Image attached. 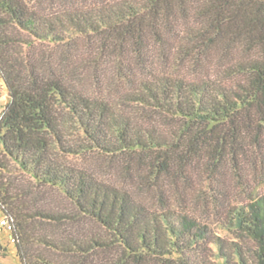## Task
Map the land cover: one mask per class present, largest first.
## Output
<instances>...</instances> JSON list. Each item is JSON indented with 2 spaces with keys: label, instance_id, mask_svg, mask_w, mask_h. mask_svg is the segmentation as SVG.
<instances>
[{
  "label": "trees",
  "instance_id": "1",
  "mask_svg": "<svg viewBox=\"0 0 264 264\" xmlns=\"http://www.w3.org/2000/svg\"><path fill=\"white\" fill-rule=\"evenodd\" d=\"M0 72V209L23 264H264V192L246 179L264 168V0H0ZM91 153L133 187L80 161ZM213 180L231 238L176 203ZM36 221L65 226L39 235L60 255L24 252Z\"/></svg>",
  "mask_w": 264,
  "mask_h": 264
},
{
  "label": "rangeland",
  "instance_id": "2",
  "mask_svg": "<svg viewBox=\"0 0 264 264\" xmlns=\"http://www.w3.org/2000/svg\"><path fill=\"white\" fill-rule=\"evenodd\" d=\"M31 1V0H30ZM36 2V0H32ZM49 7L56 8L58 6H67V7H91L95 5H99L104 0H44ZM109 1V0H105ZM182 25V24H181ZM181 27V26H180ZM176 43V42H175ZM7 87L5 85L4 79L0 72V94L6 93ZM5 107V102L0 101V115ZM80 161H84L85 164L90 165L101 177L112 178L113 180L120 181L126 184L128 187H133L131 185V177L124 172V165L121 161L114 162V159H109L105 156H98L97 154H88L83 157ZM259 165V163H258ZM134 166V165H133ZM246 171L248 175L246 179L250 182L252 186L258 185V189L261 192H264V168L257 166L255 169L252 168V165L248 167ZM203 178H206L205 176ZM226 185H228L229 197L232 201L237 199H243L245 195L240 193V187H238L237 177H233L232 174L228 173L223 178ZM202 188L200 191L201 196H196L191 192V190H185L182 193L184 194L179 200L176 202L177 204L183 203L188 207L190 211H194L195 213L208 218L213 225L215 226V230L221 231V233L227 235L225 232L220 230L219 227V218H215L214 216V208L212 206V201L210 198L214 193V189L217 188L216 181L202 182ZM212 186V188H211ZM139 195L147 201H151L153 197L152 190L149 188L139 189ZM47 199H49L52 204L59 205L63 207L65 205V199L62 194L57 192H47L45 193ZM205 197H207L206 200ZM184 199V200H182ZM5 217V214L0 209V236L4 246L7 250L4 252H0V262L2 264H23L22 260L18 256L17 245L15 241H19V238L13 234V229L15 227V219L11 217L13 220V229H8L6 226L1 224L2 219ZM220 217V216H217ZM78 228L88 231H101V227L95 223H82L78 226ZM31 238L27 240L22 246L24 252L27 255H60L57 253H53L49 250L48 246H45L43 243L39 241L40 234H61L64 232L65 226L54 225L48 222L36 221L34 225L31 227ZM103 231V230H102ZM227 237L231 238L233 235L228 234ZM119 251L117 248L109 250L102 255H106L107 257H112L114 255H119ZM250 256V255H249Z\"/></svg>",
  "mask_w": 264,
  "mask_h": 264
},
{
  "label": "built area",
  "instance_id": "3",
  "mask_svg": "<svg viewBox=\"0 0 264 264\" xmlns=\"http://www.w3.org/2000/svg\"><path fill=\"white\" fill-rule=\"evenodd\" d=\"M9 99L8 93L0 94V101L7 102ZM12 218L5 215V217L2 219L1 224L3 226H6L8 229H13V222Z\"/></svg>",
  "mask_w": 264,
  "mask_h": 264
}]
</instances>
